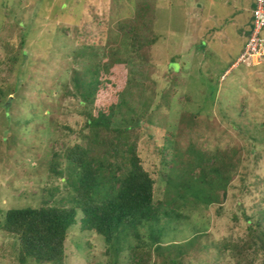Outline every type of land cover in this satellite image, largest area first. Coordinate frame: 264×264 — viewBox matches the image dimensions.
<instances>
[{"label": "rangeland", "instance_id": "374dc122", "mask_svg": "<svg viewBox=\"0 0 264 264\" xmlns=\"http://www.w3.org/2000/svg\"><path fill=\"white\" fill-rule=\"evenodd\" d=\"M195 1L0 0V222L11 208L72 205L61 152L79 141L84 118L70 94L71 78L82 76V64L99 70L107 63L113 71L129 70L115 121L123 124L136 113L152 129L156 144L168 148L171 186L160 177L151 143L145 136L139 141L143 165L155 178V197L183 204L175 194L179 185L180 192L186 188L181 181L206 179L195 182L196 202L168 210V218L154 224L164 244L175 243L161 252L177 254L199 234L182 264H230L231 258L216 256L214 243L242 235L243 219L234 222L232 213L243 208L255 216L264 192V67L242 65L220 78L244 38L228 22L234 13L229 5L220 10L213 4L205 12L216 13L210 20L196 8L204 24H194L188 8ZM137 24L143 26V45L132 53L126 40ZM212 28L216 40L204 31ZM226 33L231 41L224 39ZM133 72L143 73L141 84ZM233 153L234 167L221 184L219 176L208 173V160L230 159ZM51 158L58 173L49 167ZM209 197L215 202H205ZM76 214L78 220L81 213ZM140 231L146 233L145 227ZM15 238L0 229V264H21ZM204 243L210 245L207 253L196 252ZM104 248L99 234L82 231L76 221L68 229L66 256L55 264H107ZM126 255L123 251L121 257Z\"/></svg>", "mask_w": 264, "mask_h": 264}, {"label": "trees", "instance_id": "16d2710c", "mask_svg": "<svg viewBox=\"0 0 264 264\" xmlns=\"http://www.w3.org/2000/svg\"><path fill=\"white\" fill-rule=\"evenodd\" d=\"M142 27V24H137L128 31L130 37L126 43L132 53L143 45ZM84 34L87 32L84 31ZM79 67H82V76L76 73L71 78L74 92L70 94L81 108L83 128L79 141L64 146L61 152L68 165L65 186L71 188L72 205L46 203L8 209L0 222V229L16 237V259L21 264L28 260L54 264L63 262L68 229L76 221L82 231H93L102 237L107 264H182L193 251L199 234L187 240V248H180L177 254L165 255L161 248L175 243L164 244L154 233V224L166 220L168 210L179 209L188 201L196 202L192 199V196L197 198L195 182L198 180L200 184L206 179L193 176L181 181L182 185L185 182L186 188L180 192L183 187L179 185V192L175 194L184 200L183 204L167 203L156 198L155 178L143 165L139 141L145 136L151 143L162 166L160 177L171 186L174 182L168 172V148L156 144L152 129L137 118L136 113L129 114L130 118L124 119L123 124L115 121L121 107L122 91L129 80L126 74L129 70L120 66L118 71H113L107 63H102L99 70L90 64ZM133 73L140 77V80H135L141 84L143 73ZM52 155L55 156V153ZM234 156L233 153L231 160L227 156L209 159L208 173L219 176L221 184L225 183L229 170L234 167L231 162ZM191 164L196 170L197 166ZM57 166L51 158L50 169L58 173ZM197 170L200 174L205 172L203 168ZM222 194L225 196L226 193L223 191ZM205 202L215 200L209 197ZM260 202L261 207L255 216H248L243 208L238 210L239 214L232 213L234 222L243 219L244 230L234 239L224 237L214 243L218 258L227 256L231 258L230 264L231 261L232 264H264V192ZM237 206L240 208L239 203ZM77 210L81 213L78 220ZM177 214L182 217L179 212ZM141 227H145L146 233L140 231ZM209 246L207 243L196 246V252L207 253ZM123 251H127L124 259L121 257Z\"/></svg>", "mask_w": 264, "mask_h": 264}, {"label": "crops", "instance_id": "0c3cea01", "mask_svg": "<svg viewBox=\"0 0 264 264\" xmlns=\"http://www.w3.org/2000/svg\"><path fill=\"white\" fill-rule=\"evenodd\" d=\"M200 2V3H197ZM229 3H233V4H229ZM213 4H216L217 7L223 10H226L228 8L229 5V9L233 10L234 13L232 14V16L229 18L228 17V22L231 23L237 30V33L239 34L238 36H243L244 41L243 44L241 45V47L239 48V51L236 55V57L231 61L230 65L228 66V68L224 69V74L221 75L220 78H222L223 75H225L226 73H228V71H230L231 69L238 67V66H242V65H234L236 58L238 57V55L240 54V52L243 49V46L245 44L246 38H247V32L249 31L250 28V24H251V10L254 7L255 4V0H196L195 2L192 3V6H194L193 8H188V12H194L196 18H193V22L196 25H201L203 26L204 21L201 17H199V12L200 10L204 13V17L207 20L212 19V17H215V12H209L208 16H205V12H207L208 10L211 9V6ZM196 8L199 10V12H196ZM235 17V18H234ZM205 19V20H206ZM206 20V21H207ZM231 20V21H230ZM227 20H224V22ZM226 23V22H225ZM206 29V28H204ZM216 29V28H215ZM233 29V28H232ZM218 30V28H217ZM215 30V31H217ZM207 34L210 35L211 40H216L217 36H213L214 33V28L209 29V30H204ZM264 33V28L262 30V34ZM264 35V34H263ZM264 37V36H263ZM227 41H231L232 37H230L229 35H227L224 38ZM245 67V66H244ZM262 67H264V61L260 62L259 64L255 65L254 67H250L248 69H252V68H259L261 69ZM247 68V67H245Z\"/></svg>", "mask_w": 264, "mask_h": 264}, {"label": "built area", "instance_id": "2783aa9c", "mask_svg": "<svg viewBox=\"0 0 264 264\" xmlns=\"http://www.w3.org/2000/svg\"><path fill=\"white\" fill-rule=\"evenodd\" d=\"M264 0H255L251 10V24L242 51L236 58L234 65L254 67L264 61Z\"/></svg>", "mask_w": 264, "mask_h": 264}]
</instances>
